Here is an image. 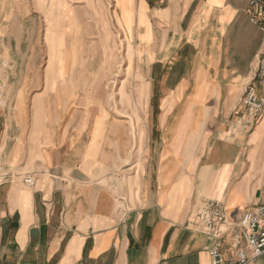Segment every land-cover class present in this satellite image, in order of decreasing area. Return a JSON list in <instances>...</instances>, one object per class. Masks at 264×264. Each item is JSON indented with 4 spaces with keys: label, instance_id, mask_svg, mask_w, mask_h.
Wrapping results in <instances>:
<instances>
[{
    "label": "crops",
    "instance_id": "1",
    "mask_svg": "<svg viewBox=\"0 0 264 264\" xmlns=\"http://www.w3.org/2000/svg\"><path fill=\"white\" fill-rule=\"evenodd\" d=\"M42 1L0 0V264H210L203 204L221 201L235 220L264 203V114L250 130L233 114L247 87L264 100V33L250 0H114L141 70L155 73L159 110L156 143L149 130L139 169L122 178L114 172L131 152L125 127L96 97L77 113L66 87L52 96L36 64L46 21L57 47L69 25L75 40L93 35L101 13L85 0L87 24L63 2L52 22ZM104 55L105 77L116 70ZM248 264H264V254Z\"/></svg>",
    "mask_w": 264,
    "mask_h": 264
},
{
    "label": "rangeland",
    "instance_id": "2",
    "mask_svg": "<svg viewBox=\"0 0 264 264\" xmlns=\"http://www.w3.org/2000/svg\"><path fill=\"white\" fill-rule=\"evenodd\" d=\"M42 1V0H41ZM45 1V0H44ZM49 7L44 10L45 19L48 16L52 17V22L60 17V3L65 4L68 11L78 12L83 10L85 22H91L92 9H90L85 0H48ZM93 9L95 8L101 13V19L97 26H94V34L83 31L82 40H75L76 35H73L69 29L65 35L55 32L57 36V47H52V42L49 36V23L46 21L44 27L43 22H39L40 16H37L38 30L40 27L45 29L42 40L38 45V58L36 64L47 68L45 74L46 80L50 83L51 95L56 97L61 96L60 90L64 94L65 89H59L61 86L66 87V93L69 96L76 98L75 105H72L77 113H84L87 109L89 97L98 98L103 102L101 107H104L110 113V119H115V124L120 129L123 126L126 129L125 143L130 146V153L126 154L125 159L115 169V176L124 177L125 171L135 172L139 169L141 161L145 156V146L148 144V131L153 130V144L156 143L154 130L157 127L158 105L157 94L154 82V71L146 73L141 70L140 53L136 52L134 44H130L120 29L117 19V9L114 0H94ZM43 2V1H42ZM47 2V1H46ZM46 4V3H45ZM119 14V13H118ZM36 15V14H35ZM73 15V14H72ZM59 16V17H57ZM54 26V25H53ZM56 27V25H55ZM52 27V32L55 31ZM59 27V26H58ZM86 28H89V26ZM59 30V29H58ZM62 30V29H61ZM54 33L52 35L56 36ZM51 37V36H50ZM92 38H95L93 40ZM31 52V51H30ZM104 52H112L114 55V69L116 72L110 74L106 70V75L102 72L111 59H107ZM93 62V63H92ZM91 64L94 66L91 68ZM145 68V67H144ZM100 72L101 86L94 94L97 84L95 83L96 73ZM153 78L149 84L142 76ZM95 84V85H94ZM124 86V87H121ZM95 95V96H94ZM142 98V100L140 99ZM77 103V104H76ZM87 103V104H86ZM98 106V105H97ZM96 107V106H92ZM83 109V110H82ZM80 116L75 124L77 128L81 126L83 121ZM87 119V118H86Z\"/></svg>",
    "mask_w": 264,
    "mask_h": 264
},
{
    "label": "built area",
    "instance_id": "3",
    "mask_svg": "<svg viewBox=\"0 0 264 264\" xmlns=\"http://www.w3.org/2000/svg\"><path fill=\"white\" fill-rule=\"evenodd\" d=\"M249 12L264 33V0H250ZM256 75L264 79V50L258 56ZM233 114L242 129L250 130L264 114V100L247 87ZM23 183L31 188L35 179L27 175ZM197 219L200 232L212 241L210 264H248L264 254V203L232 220L221 201L207 200L198 210Z\"/></svg>",
    "mask_w": 264,
    "mask_h": 264
}]
</instances>
